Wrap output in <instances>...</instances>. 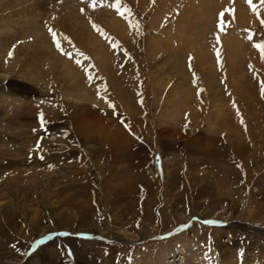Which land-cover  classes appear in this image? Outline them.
<instances>
[{
    "label": "rangeland",
    "instance_id": "1",
    "mask_svg": "<svg viewBox=\"0 0 264 264\" xmlns=\"http://www.w3.org/2000/svg\"><path fill=\"white\" fill-rule=\"evenodd\" d=\"M146 1L143 7V0H120L122 15L130 22L127 37L113 34L104 20L97 21L100 40L111 53L102 71L97 60L83 50L84 43L78 48L69 22L60 12H50L47 23L52 27L46 33L54 46L63 45L69 52V64L87 89L90 102L84 107L63 97V91H72L70 84L74 83L68 84L60 73L63 80L52 74L42 87L20 78L23 63L15 65V72L0 74V99L7 100L0 104V122H6L0 123V148L13 149L9 158L16 157L26 167L37 159L49 169H61L55 174L58 191L54 195L30 197L25 207L16 204L10 209V243L0 241V264L10 263L21 244L25 257L41 253L43 259L62 251L70 263L78 256L76 264H96L88 255L94 251V260L105 254L113 257V264H134L133 258L123 260L122 256L136 246V264H143L161 243L184 236L191 245L182 254L190 261L195 253L193 264H264V0H246L255 20L246 29L237 25L238 17L234 21L221 12L213 30L203 26L201 31L195 30V17H188L187 12L195 11L190 0H172V5L169 0ZM87 2L83 5L90 10L101 5ZM60 4L59 0L56 5ZM177 20L193 24L181 34L176 31ZM62 35L69 41L62 40ZM149 36L160 44L154 57L147 52ZM185 38L191 42L188 48ZM225 40L234 44L227 45ZM203 46L210 54L199 62L192 51ZM210 60L213 84L206 81L210 74L203 75L199 69L200 63ZM179 72L192 93L177 111L176 122L163 124L179 129L170 138L159 133L158 116L172 109L167 95L182 80ZM165 74L171 82L162 81ZM33 89L41 94H33ZM10 98H18L13 106ZM38 104L40 110H36ZM77 108L93 111L82 118L90 132L81 136L75 132L72 117ZM112 125L119 130L116 148L110 146L111 137L106 140L101 135ZM198 132L202 135L195 137ZM68 151L73 152L69 159L64 156ZM33 208L38 216L30 219ZM65 211L75 212L68 229L57 222L63 221L59 212ZM201 219L225 221L226 225H207ZM91 221L94 226H89ZM112 221L121 224L110 225ZM183 226L172 237H163ZM169 249L173 253L168 261L179 264L180 243Z\"/></svg>",
    "mask_w": 264,
    "mask_h": 264
},
{
    "label": "bare ground",
    "instance_id": "2",
    "mask_svg": "<svg viewBox=\"0 0 264 264\" xmlns=\"http://www.w3.org/2000/svg\"><path fill=\"white\" fill-rule=\"evenodd\" d=\"M58 1L59 0H0V74H5L8 71L15 72V65L17 63H23L22 65L20 64L22 66V69L20 68L18 70V73L20 74V78L24 81L26 80L30 81L32 84H34L37 87H42L44 84L47 85L51 81L50 77L52 76V74L53 76L55 75L56 77L57 74L58 76H60L59 75L60 73L62 74L61 75L62 77H65L68 80L67 81L68 84L70 82L74 83V84H70L73 87L72 91H66V90L63 91L65 92L63 93L64 95L63 97H68L75 104H80L79 105L80 107H84L85 103L86 102L89 103L90 100L88 99V93H87L86 87L84 86L83 83H81L80 80L79 81L77 80V77H79L78 71L74 72L76 69L74 70V68H72V66L69 64V62L71 61V59L70 60L68 59L69 52L68 51L65 52V50L63 49L64 47L63 45H59V47L54 46L52 44V40L49 36V33H46L45 29L52 27L51 24L47 23V19L49 18L50 12H53V11L54 13L60 12L58 13L60 14V17L64 18L65 21L69 22L68 26L70 25L71 29H73V38H75V43H77L78 46L81 43L85 44L84 46L86 47L84 48L86 49H83V50H85L87 53L89 52V54H91V56L97 60L101 71H102V67H106V63L108 61L107 58L109 59V57H111V53L108 52L109 48L106 46L107 44L105 45V43L100 40L101 33H99V30L96 26L97 21L99 19L104 20L106 27L110 28L109 30H111L113 34L115 33V35L121 38L127 37L126 34L128 32L130 22L126 19L125 16L122 15L123 10L121 7H119L120 0H109V3H106L105 0H94L97 2H101V5H99V3L96 4L101 7L92 6L93 8H91V10L89 6L83 5L85 3H89L87 2V0H81V1L79 0H60L61 1L60 6L56 5ZM194 1L195 0H190V3H192L193 5V10H195L193 12L195 14H193L192 11H189L187 13H188V17L192 15V17L193 18L195 17L194 19L197 21L195 30L197 29L198 31H201L203 29V26L204 27L208 26L210 30H213L214 27L218 23H220L219 20H217V18H218V14L221 12H226L227 13L226 15L228 16V18H231V20L234 19V21H235V18L238 17L239 22L237 25L241 28H245L248 25L255 23V20L253 18V13L250 12L251 10H253V8L248 6V4L246 3V0H196L195 5L193 4ZM143 3H144L143 7H147V1L143 0ZM49 4L53 6L51 7V9L48 8ZM169 4L170 5L174 4V1L169 0ZM117 6L119 10H117ZM88 11L89 12L91 11L90 14ZM181 21L183 20L178 21V24L176 25V31L178 30L181 34H184L187 28H189L187 25L191 26V24L193 23L187 24L186 21H183V22ZM101 26H103V24ZM170 26L173 27V24H170ZM226 37H229V36H226ZM147 38H148L147 39V49H148L147 52L150 53L152 57H154L153 54L155 53V51H158L157 49L159 48L160 44L156 41L155 37L149 36ZM233 38L235 37L233 36ZM80 39L82 40L79 41ZM62 40L69 41V38L67 36L62 35ZM232 42L234 44V41ZM232 42L230 41L231 44ZM225 43L227 45L230 44L229 42H226V40H225ZM184 45H187L186 48H188V46L191 45L190 40L185 38ZM82 47L79 46L78 48H82ZM235 49H237V47ZM234 51L236 52V50ZM10 52H11V56H9ZM182 53L183 51L179 53H175V54L181 55ZM192 54L200 62L209 56L210 50L207 49L205 46H203L202 49L200 48L193 49ZM177 63H178V60L175 59V64ZM211 64H214L213 60H210L207 63H200L199 65V69L201 68L203 75H205L206 73L210 74L209 78L211 79L206 80L208 84H213L216 81L213 71H212L213 69L210 67ZM183 65H184L183 62L179 63V67L183 68L184 67ZM80 67L81 66H79V68ZM80 73L83 75V71H81ZM104 75H105V78L108 77V73ZM61 76H60V80L62 79ZM179 76L182 80L181 81L179 80V82L176 84L172 83L174 86L173 88L171 87L169 94L167 95L168 97H171L172 109L170 110L168 109L167 112L164 114L162 112L160 114L158 113L160 125H162L161 128H159L160 129L159 133H164L165 136H168L170 138H174L176 135L174 132L176 131V133H178L177 130L179 129H176L175 127H172L170 125H163V124H166L169 122H173V123L176 122L175 116L177 115V111L182 106L184 107L183 101L186 100L192 93L191 92L192 88L187 82L186 77H184V75L181 72H179ZM2 78H3V75H2ZM153 81L155 80L153 79ZM162 81H165L166 83L168 81L171 82L168 74L163 75ZM62 88L65 89V83H62ZM155 88L157 90L161 89V85L157 81H155ZM31 91H33V94L35 95H38V93H40L36 91V89L35 90L33 89ZM3 98L5 99V97ZM4 99H0V104H3L5 101H7ZM17 99L18 98L9 99V102L12 103V106L16 104ZM44 105L46 104L44 103ZM25 110L26 109H24V113H25ZM36 110H40L39 104L36 105ZM8 111L11 112L10 110ZM91 112L93 114V111H88L87 109L82 110V108H80V110L78 109V111H74L72 117L74 120L73 123H75L74 129L78 136L85 134L86 131L87 133L90 132L89 128L88 129L86 128L85 130V126L82 123V118L88 117ZM7 114L6 116H8ZM10 119H13V118H10ZM0 123L5 125L6 122H0ZM113 128L114 126L113 127L110 126L106 128L105 129L106 132L102 133L101 135L104 138H106V140H110L109 138L111 137L112 139L110 143H113V145H110V146H113L114 148H116L118 146L117 142H120V141L116 142L115 140V137L118 136L119 134V130L116 131V127L115 129ZM11 130L12 129H10L9 131ZM13 130H14V127H13ZM201 135L202 134L198 132L197 134H195V137L201 136ZM2 136H4V134ZM32 141H34V139ZM10 149L11 148H9L8 146H5L4 148H0V211H1L0 213V241L6 244L10 243L9 240L7 239V236L10 234L9 233L10 228L8 224L10 223V221L9 220L7 221V219L12 218V217H9V214L12 213L10 212V209L16 204L23 205L25 207L26 201H27L26 199H31L33 197L35 198L41 197V199H43L42 194H46L48 196L54 195V193L58 191L57 190L58 185L55 182L56 181L55 174L58 172L60 173V170H61V169L59 171L56 170L57 171L56 172L51 168L49 169L45 165H41L40 164L41 161L38 163L37 159L35 161H32V163H30V166L26 167L23 161L21 162V164H19L15 160L16 158L15 156L17 153H15L14 160L9 158V155L14 154L11 152V150L13 149L11 150ZM72 153H73L72 151L65 152L64 156L68 158V156ZM115 158L116 157L112 158V161H114ZM49 166L51 165L49 164ZM37 211L38 210L35 208L32 209V215L30 219H35L38 216ZM74 214H75L74 211L73 213L70 211L69 212H66V211L59 212V215L63 221H57L58 224L63 223V227L65 229H68L67 224L72 222L70 221L71 220L70 217L74 216ZM2 219L3 221H1ZM29 222H32L33 224H37L38 221H29ZM120 222L121 221H112V224L110 225L114 226L116 224H121ZM91 225L92 226L95 225L94 221L93 222L91 221L89 223V226ZM118 230H120V228H118L117 231ZM90 231L94 232V229H90ZM112 233L114 234L116 232H112ZM107 234L109 235L110 233H107ZM190 241L191 240L188 239L187 236H184L183 238L175 237L173 239L167 240L165 241V243H161L160 246L157 247L155 251H153V254H150L144 258V260L147 259L148 261H150V263L148 261L147 262L145 261L143 262V264H172L171 262L168 261V255L173 253L172 250L169 249V247L172 246L173 244H178V243H180L181 249L179 250L177 249V254H180V257H178V259L176 260L179 261V264H193L192 261L195 262L197 259L195 253H192L190 261H187L185 256L182 254V249L189 247L191 245ZM81 243L82 242H79L80 248L83 247V249L85 250V245ZM11 244H15V243H11ZM21 245H20V250L16 251V253L11 256L12 258H10V263H5L1 261V264H76V261L78 258V256L75 255V262L70 263L66 255L63 254V252L60 251V249H59L60 252L58 253L56 251L52 252V253H56L55 257L51 256V257L42 259L40 255L41 253H37L31 257H25L24 256L25 252L24 253L22 252V249L24 248V246L23 245L21 246ZM125 249L126 248H124V250ZM132 249H134V251L126 253L125 255L122 256V259L125 260V258L128 257L131 260L133 258L134 264H136V246L135 248H132ZM92 253H95V251L88 252V255L91 258V261L93 262L96 261V264H113L112 256L110 255L106 256L105 254H103L100 256L101 259L99 258V260H94V256L91 255ZM131 253L133 254V256L129 255ZM79 256L82 257L84 255L79 252ZM171 261H174V260H171ZM203 264H210V263L204 262Z\"/></svg>",
    "mask_w": 264,
    "mask_h": 264
},
{
    "label": "snow or ice",
    "instance_id": "3",
    "mask_svg": "<svg viewBox=\"0 0 264 264\" xmlns=\"http://www.w3.org/2000/svg\"><path fill=\"white\" fill-rule=\"evenodd\" d=\"M249 3H251V0H249ZM117 10H119L118 6H117ZM262 23H264V21H262ZM51 31V30H50ZM217 43H219V41L217 40ZM59 47V45H57ZM257 47H260L259 45H257ZM9 56H11V52L9 53ZM41 119H43V113H41Z\"/></svg>",
    "mask_w": 264,
    "mask_h": 264
}]
</instances>
